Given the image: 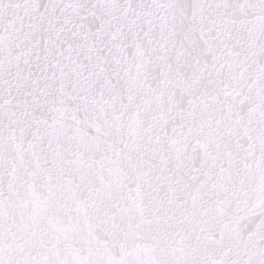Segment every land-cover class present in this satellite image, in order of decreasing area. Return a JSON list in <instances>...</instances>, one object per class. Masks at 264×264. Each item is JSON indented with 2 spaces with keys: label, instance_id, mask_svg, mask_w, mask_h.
Here are the masks:
<instances>
[{
  "label": "snow or ice",
  "instance_id": "snow-or-ice-1",
  "mask_svg": "<svg viewBox=\"0 0 264 264\" xmlns=\"http://www.w3.org/2000/svg\"><path fill=\"white\" fill-rule=\"evenodd\" d=\"M0 264H264V0H0Z\"/></svg>",
  "mask_w": 264,
  "mask_h": 264
}]
</instances>
